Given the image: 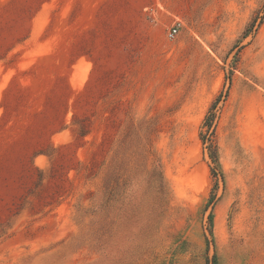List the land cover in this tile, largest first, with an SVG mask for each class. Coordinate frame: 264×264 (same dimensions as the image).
I'll list each match as a JSON object with an SVG mask.
<instances>
[{"label":"rangeland","instance_id":"rangeland-1","mask_svg":"<svg viewBox=\"0 0 264 264\" xmlns=\"http://www.w3.org/2000/svg\"><path fill=\"white\" fill-rule=\"evenodd\" d=\"M263 6L0 0V264H264Z\"/></svg>","mask_w":264,"mask_h":264},{"label":"trees","instance_id":"trees-1","mask_svg":"<svg viewBox=\"0 0 264 264\" xmlns=\"http://www.w3.org/2000/svg\"><path fill=\"white\" fill-rule=\"evenodd\" d=\"M263 22H264V6L256 12L252 20L247 25L246 30L243 34V38H247L249 33H251L257 25H261ZM227 96L228 93L227 95H225V97ZM223 98H224V94L222 92L208 110V113L204 119V124H203L204 131H202L200 134L201 140L203 144L207 146L210 158L214 163V167L212 168V174L216 179V183L214 185L213 192L209 201L210 205H213L216 200L217 197L216 191L219 187L218 176L221 175L218 169L219 166L218 154H217V146L214 143V136L216 132L217 109ZM149 177H150L149 178L150 183L152 184V188L154 189V191H156V193L161 199L162 198L164 199V195L166 194V184L162 176L160 167H157V165H155L153 170L149 172ZM126 184L127 183H123L122 186L125 187ZM120 189H121V184L119 185L118 182H116L115 186L108 187L105 194L106 195V200L104 202L105 209L109 208L112 205V202L116 201V199L121 195V193H124V189L121 193H120ZM210 226L212 227V215H210ZM210 234L213 235L212 228H210Z\"/></svg>","mask_w":264,"mask_h":264},{"label":"built area","instance_id":"built-area-1","mask_svg":"<svg viewBox=\"0 0 264 264\" xmlns=\"http://www.w3.org/2000/svg\"><path fill=\"white\" fill-rule=\"evenodd\" d=\"M181 26V24L180 23H178V25L176 26V27H174L171 31H170V37L171 38H173V37H175V35L178 33V27H180Z\"/></svg>","mask_w":264,"mask_h":264}]
</instances>
